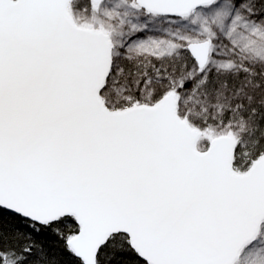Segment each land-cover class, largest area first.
Here are the masks:
<instances>
[{"label":"snow or ice","instance_id":"6c2138e0","mask_svg":"<svg viewBox=\"0 0 264 264\" xmlns=\"http://www.w3.org/2000/svg\"><path fill=\"white\" fill-rule=\"evenodd\" d=\"M0 264H264V0H0Z\"/></svg>","mask_w":264,"mask_h":264}]
</instances>
